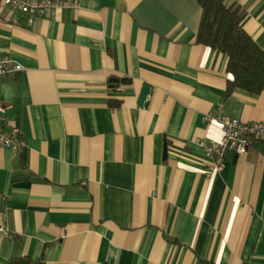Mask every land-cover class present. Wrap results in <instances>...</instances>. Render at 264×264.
<instances>
[{
  "label": "crops",
  "instance_id": "obj_1",
  "mask_svg": "<svg viewBox=\"0 0 264 264\" xmlns=\"http://www.w3.org/2000/svg\"><path fill=\"white\" fill-rule=\"evenodd\" d=\"M76 1L29 25L0 0V50L25 67L0 76L19 130L0 146V264H264V140L211 174L198 143L221 116L264 121V89L227 98L198 0ZM227 3L264 50V0Z\"/></svg>",
  "mask_w": 264,
  "mask_h": 264
},
{
  "label": "trees",
  "instance_id": "obj_2",
  "mask_svg": "<svg viewBox=\"0 0 264 264\" xmlns=\"http://www.w3.org/2000/svg\"><path fill=\"white\" fill-rule=\"evenodd\" d=\"M202 7L197 42L227 55L226 96L235 89L259 94L264 89V50L243 28L246 11L227 0H198ZM130 83L128 79L121 80ZM112 84H115L112 82ZM116 104H118L116 102ZM7 264H39L28 257L14 258Z\"/></svg>",
  "mask_w": 264,
  "mask_h": 264
},
{
  "label": "built area",
  "instance_id": "obj_3",
  "mask_svg": "<svg viewBox=\"0 0 264 264\" xmlns=\"http://www.w3.org/2000/svg\"><path fill=\"white\" fill-rule=\"evenodd\" d=\"M11 8L27 16L29 25L45 17L51 9H65L78 7L76 0H4ZM25 67L0 50V76H10L22 72ZM211 115L206 116L211 120ZM5 115L0 109V146L17 148L19 130L11 131L6 128ZM223 126V137L218 143L198 140L205 149L206 155L213 159V166L209 174L223 169L227 152L234 151L238 155L248 152L253 139L264 140V121L243 122L236 117L219 118ZM8 225L0 221V236L9 237Z\"/></svg>",
  "mask_w": 264,
  "mask_h": 264
},
{
  "label": "water",
  "instance_id": "obj_4",
  "mask_svg": "<svg viewBox=\"0 0 264 264\" xmlns=\"http://www.w3.org/2000/svg\"><path fill=\"white\" fill-rule=\"evenodd\" d=\"M113 81H117V79L114 78ZM149 94H150V87L148 85H145L142 89V93H141L140 100H139V104L141 106L147 105V99H148Z\"/></svg>",
  "mask_w": 264,
  "mask_h": 264
}]
</instances>
